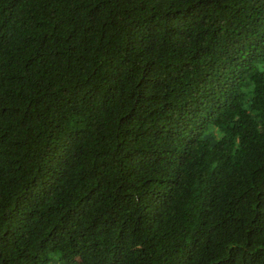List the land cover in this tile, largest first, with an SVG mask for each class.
Returning a JSON list of instances; mask_svg holds the SVG:
<instances>
[{"label": "trees", "instance_id": "obj_1", "mask_svg": "<svg viewBox=\"0 0 264 264\" xmlns=\"http://www.w3.org/2000/svg\"><path fill=\"white\" fill-rule=\"evenodd\" d=\"M0 264H264V0H0Z\"/></svg>", "mask_w": 264, "mask_h": 264}]
</instances>
